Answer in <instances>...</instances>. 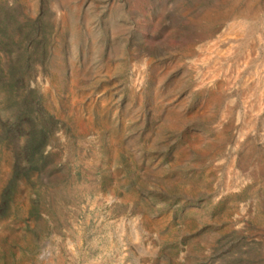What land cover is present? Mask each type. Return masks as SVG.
Here are the masks:
<instances>
[{
  "label": "rangeland",
  "instance_id": "374dc122",
  "mask_svg": "<svg viewBox=\"0 0 264 264\" xmlns=\"http://www.w3.org/2000/svg\"><path fill=\"white\" fill-rule=\"evenodd\" d=\"M0 264H264V0H0Z\"/></svg>",
  "mask_w": 264,
  "mask_h": 264
}]
</instances>
